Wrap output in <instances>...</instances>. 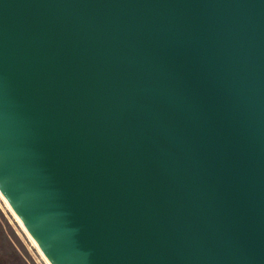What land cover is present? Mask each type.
I'll list each match as a JSON object with an SVG mask.
<instances>
[{"label":"water","instance_id":"95a60500","mask_svg":"<svg viewBox=\"0 0 264 264\" xmlns=\"http://www.w3.org/2000/svg\"><path fill=\"white\" fill-rule=\"evenodd\" d=\"M0 192L50 264H264V0H0Z\"/></svg>","mask_w":264,"mask_h":264},{"label":"rangeland","instance_id":"374dc122","mask_svg":"<svg viewBox=\"0 0 264 264\" xmlns=\"http://www.w3.org/2000/svg\"><path fill=\"white\" fill-rule=\"evenodd\" d=\"M0 264H47L1 195Z\"/></svg>","mask_w":264,"mask_h":264},{"label":"bare ground","instance_id":"6f19581e","mask_svg":"<svg viewBox=\"0 0 264 264\" xmlns=\"http://www.w3.org/2000/svg\"><path fill=\"white\" fill-rule=\"evenodd\" d=\"M2 199L4 200V202L6 203V205L8 206V208L10 209V211L13 213V215L15 216V218L18 220L19 224L21 225V227L25 230L22 222L20 221V219L18 218V216L15 214V212L13 211V209L11 208V206L9 205V203L6 201V199L4 198V196L2 194H0ZM25 232L27 233L28 237L31 239V241L34 243V245L37 247L38 251L40 252V254L42 255V257L44 258V260L47 262V264H50V262L48 261V259L45 257V255L42 253V251L38 248V245H36V242L34 241V239L32 238V236L29 234L28 231L25 230Z\"/></svg>","mask_w":264,"mask_h":264}]
</instances>
